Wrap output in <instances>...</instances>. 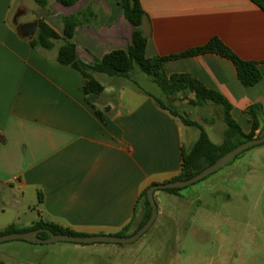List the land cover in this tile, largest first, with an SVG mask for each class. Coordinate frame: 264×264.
Wrapping results in <instances>:
<instances>
[{"label": "crops", "instance_id": "0c3cea01", "mask_svg": "<svg viewBox=\"0 0 264 264\" xmlns=\"http://www.w3.org/2000/svg\"><path fill=\"white\" fill-rule=\"evenodd\" d=\"M46 2L43 7L37 0H0V232L41 222L87 236H115L129 225L134 232L146 216L142 193L181 173L186 125L132 79L94 74L105 90L89 103L84 76L58 61L64 41L44 50L31 45L38 31L32 40L23 34L24 25L42 20L63 37L64 17L85 13L72 42L79 58L93 65L132 45L134 27L119 0H81L73 7ZM141 4L147 58L182 54L218 38L243 60L259 63L263 79L254 87H245L233 62L215 53L165 64L168 75H190L222 94L250 134L249 108L261 105L264 111V11L251 0ZM263 132L264 118L255 134ZM256 148L251 158L264 163V144ZM169 196L190 200L181 191ZM40 245L45 244L16 248ZM12 249H0V264H34L10 257Z\"/></svg>", "mask_w": 264, "mask_h": 264}, {"label": "rangeland", "instance_id": "374dc122", "mask_svg": "<svg viewBox=\"0 0 264 264\" xmlns=\"http://www.w3.org/2000/svg\"><path fill=\"white\" fill-rule=\"evenodd\" d=\"M29 20H33L32 15ZM136 69L132 81L169 103L152 78L138 66ZM187 101L185 106H175L189 120L199 123L214 144H221L226 130L222 111L212 103L201 107L189 99L177 100ZM200 134L199 128L186 125L187 153L194 147L192 139L198 140ZM256 149L183 188L181 193L189 201L171 200L170 192L156 191L159 217L135 243L59 242L23 250L16 245L24 242L11 241L0 244V249L12 247L8 250L10 257L34 264H264V163L251 158Z\"/></svg>", "mask_w": 264, "mask_h": 264}, {"label": "trees", "instance_id": "16d2710c", "mask_svg": "<svg viewBox=\"0 0 264 264\" xmlns=\"http://www.w3.org/2000/svg\"><path fill=\"white\" fill-rule=\"evenodd\" d=\"M57 1L65 7H73L81 0ZM119 1L122 4L124 16L134 27L132 45L128 50L113 51L107 54L104 58L96 60L93 65L84 63L79 58L77 54V47L72 42V39L74 38L76 29L84 23V18L86 17L85 13L71 14L64 17L63 37L60 36L51 26L40 20L38 23L39 28L37 36L31 41V45L35 48L52 50L57 41L63 40L64 44L59 49L58 61L63 65L71 66L84 76L85 94L88 101L90 97L100 96L105 90L104 86L94 77V74H104L111 78L132 79L133 74L137 70L136 66H138L142 73L150 76L154 83L161 88L164 96L169 100V103H166L155 98L159 107L168 111L175 118H179L185 125L195 126L201 131L200 137L194 145L192 151L190 153L183 151L181 173L172 181L190 180L202 173L208 167L215 164L223 156L241 144L264 136V132L258 136L255 134V132L261 127L262 119L264 118V111L261 105H254L249 108L248 113L252 116L253 130L250 134H246L232 115V104L222 94L207 89L190 75H168L165 71V64L169 60L215 53L233 62L237 68L239 80L245 87H254L261 83L263 79L259 63L243 60L218 38L212 39L203 47L194 48L182 54L167 57L147 58L146 51L148 38L142 31L145 12L143 10L141 0ZM251 1L264 11V0ZM37 2L43 7L47 6L46 0H37ZM90 14L94 16L92 13ZM191 95H195V100H191L192 104L203 107L212 103L222 111L223 122L226 125V130L224 131V138L221 144H214L209 137V134L199 123L189 120L187 115H182L179 109L174 105L179 98L190 99ZM96 113L103 122L107 123L109 121L103 112L97 110ZM238 158L239 156L236 159ZM182 189H167L166 191L177 194L182 191ZM148 190L149 189H146L142 193L139 200V203L146 209V216L142 224L134 232H131V225H129L121 233L115 236L130 237L137 233L148 222L152 214V207L148 200ZM43 228L50 229L55 234L87 236L85 234L75 233L70 230L62 229L57 225L44 222L37 223L32 228L27 230H19L15 227H11L4 232H0V236L12 233H24ZM40 236L43 239H48L50 237L47 233H42ZM21 242L30 243L27 241Z\"/></svg>", "mask_w": 264, "mask_h": 264}, {"label": "water", "instance_id": "95a60500", "mask_svg": "<svg viewBox=\"0 0 264 264\" xmlns=\"http://www.w3.org/2000/svg\"><path fill=\"white\" fill-rule=\"evenodd\" d=\"M38 23H29L22 27L23 34L29 38L33 39L38 31ZM264 136L261 138H255L251 141L245 142L223 156L219 161H217L212 166L205 169L202 173L196 177L187 180V181H171L164 184H156L149 188L148 190V200L152 207V214L148 222L134 235L130 237H118L114 235H102V236H73L67 234H55L50 229H38L34 231L24 232V233H12L0 236V244L11 241H27L33 244H55L59 242H70L74 244H132L140 240L156 223L159 217V208L155 200V193L158 190H167V189H182L192 186L199 181L209 177L215 172L219 171L223 167L232 163L238 156L244 152L263 145ZM42 233L49 234L48 239L41 238Z\"/></svg>", "mask_w": 264, "mask_h": 264}]
</instances>
